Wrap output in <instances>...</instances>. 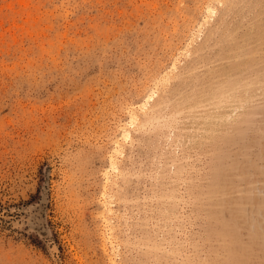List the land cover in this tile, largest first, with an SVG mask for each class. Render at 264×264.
<instances>
[{
  "label": "rangeland",
  "instance_id": "obj_1",
  "mask_svg": "<svg viewBox=\"0 0 264 264\" xmlns=\"http://www.w3.org/2000/svg\"><path fill=\"white\" fill-rule=\"evenodd\" d=\"M0 264H264V0H0Z\"/></svg>",
  "mask_w": 264,
  "mask_h": 264
},
{
  "label": "bare ground",
  "instance_id": "obj_2",
  "mask_svg": "<svg viewBox=\"0 0 264 264\" xmlns=\"http://www.w3.org/2000/svg\"><path fill=\"white\" fill-rule=\"evenodd\" d=\"M208 7V6H207ZM208 10V9H207ZM206 10V11H207ZM209 10H212L211 9V7H210V9ZM215 11V10H214ZM209 14H210V12H209ZM211 14H213V13H211ZM229 96V95H228ZM152 98V96H150L149 95V97H148V99L147 100H145L144 102H142V104H139L140 106H141V108L143 109V107H146V105H147V103H149L148 102V100L149 99H151ZM212 101V100H211ZM223 101V100H222ZM221 101V102H222ZM210 104V103H209ZM208 104V105H209ZM134 105V104H133ZM235 109V108H234ZM129 122L130 123H132L133 124V121H135L136 120V112H135V109L133 108V107H131L130 108V110H129ZM138 115V114H137ZM128 126V125H127ZM123 130L122 131H124L123 132V134H124V137L126 136L127 138L129 137V135H130V132H129V130H128V128H126V126H123V128H122ZM130 138V137H129ZM119 144H118V141L116 142V145H115V147H114V149L112 150V154H111V161H112V168H115L116 167V163H115V161H114V153L113 152H119ZM120 153V152H119ZM105 179H106V184H107V181H108V179L110 180V178H109V174L107 173V172H105ZM105 188H106V185L104 184V188H103V192H102V194L101 195H105ZM43 197V196H42ZM104 198V197H103ZM43 200H45V193H44V197L42 198ZM104 201V200H103ZM102 201V202H103ZM42 202V201H41ZM104 204H105V207H106V209L107 210H110V208L109 207H107V204H106V201H104ZM109 212H111V211H109ZM33 215V214H32ZM105 216V215H104ZM103 217V216H102ZM106 217V216H105ZM32 219V218H31ZM34 223H36V222H34ZM105 248V247H104Z\"/></svg>",
  "mask_w": 264,
  "mask_h": 264
},
{
  "label": "water",
  "instance_id": "obj_3",
  "mask_svg": "<svg viewBox=\"0 0 264 264\" xmlns=\"http://www.w3.org/2000/svg\"><path fill=\"white\" fill-rule=\"evenodd\" d=\"M33 227V226H32ZM34 230H38L36 227H33Z\"/></svg>",
  "mask_w": 264,
  "mask_h": 264
}]
</instances>
